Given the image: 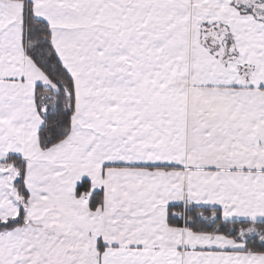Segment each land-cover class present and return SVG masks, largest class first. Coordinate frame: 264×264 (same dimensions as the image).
<instances>
[{
	"label": "snow or ice",
	"instance_id": "6c2138e0",
	"mask_svg": "<svg viewBox=\"0 0 264 264\" xmlns=\"http://www.w3.org/2000/svg\"><path fill=\"white\" fill-rule=\"evenodd\" d=\"M0 264H264V0H0Z\"/></svg>",
	"mask_w": 264,
	"mask_h": 264
}]
</instances>
